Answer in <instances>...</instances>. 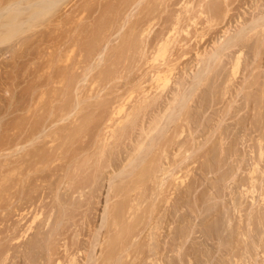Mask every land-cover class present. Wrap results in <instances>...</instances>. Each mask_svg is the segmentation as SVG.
I'll return each mask as SVG.
<instances>
[{"label":"rangeland","instance_id":"374dc122","mask_svg":"<svg viewBox=\"0 0 264 264\" xmlns=\"http://www.w3.org/2000/svg\"><path fill=\"white\" fill-rule=\"evenodd\" d=\"M9 1L11 0H0V11H2L1 12L2 15L3 14H6V16L9 15L7 19H5L6 16L4 17L1 15L2 17L0 20L3 22H6L13 13L10 12L8 14V11L4 12L6 6L9 5V8L11 9L10 11H14V9H18V8L22 9V13L19 14L18 19L24 20L30 17V13L32 11L31 8H33L34 3L38 2L39 0H12L11 1L12 3L11 2L9 3ZM56 1L57 2L52 6V8L48 10L49 12L46 11L43 13V16L39 15L31 18V20L27 21L28 22V23L26 22L27 24L26 23L23 24L24 26L22 25L21 27L22 29L20 28L18 32H16L13 36H11L8 39L0 41V146H2L1 147L2 149L0 148V256H2L0 257V264H42V234L41 233H42V217L45 214V212L42 211L46 210L43 209L42 205L47 202L52 203V200L55 195L60 199V201L63 200L64 202L65 201L69 202V198H71V196H74L76 198L83 193H85V195H88L87 193L89 191V188L87 187L86 184H89L90 182H92V180L95 181L93 183H95L96 191L93 193L94 195L92 196V201H94V203L91 202L90 204L91 206H93V207L90 206L91 216H92L91 218L93 220V224H96L98 226L101 221V212L105 205L104 203L107 202V198H108L109 183H110L109 176L110 177L111 175L115 176L117 171H119L122 168L125 170V172L121 175H125L126 178H124L122 182L119 183L118 179H120V177L115 176V181L118 182H113V185L114 184H116L117 186L126 185L125 187L128 188L130 187V185L134 188H136L137 186L138 188L139 186H141V188L145 186L143 187L145 188L146 191L145 195L147 196V198H149L150 196L149 198L150 201H154V198L158 197L159 202L164 199L163 201L164 203L166 197L171 198V201H169L168 204H166L167 201L165 204L163 203L161 204L162 208L164 209L163 211L162 208L161 209L158 208L159 210H161V212L159 211L160 213H158L160 214L158 215V217L162 216L161 219L164 220V221L160 220L161 222L159 228L160 229L159 232H161L160 243L161 245L164 243L163 245L165 246L168 237H170L173 232L175 233L179 232L180 229L179 228L180 225H177L178 223L174 221L173 219L174 217L172 215L173 210L174 211L176 210V208L173 206H177V201H180V199L179 198H177L178 200L175 199L176 193L175 191H173L175 187H173V189L170 187L171 190L170 188L168 189V187L170 186L168 182L171 181L172 178H170L167 174H166L168 176L167 180H165V183L163 184L164 187H162L163 185L160 186L157 183V178L153 177L154 181L152 180L153 178H150L149 180L146 179L147 176H144L146 175L144 171L147 172L146 168L151 164V161L152 162L155 161L154 163L156 167L159 169V171L156 174H158L161 171V169L162 171H164L165 169L164 166L168 163V166L169 164L171 165L173 164L172 166L174 168L173 172L176 171L177 172L176 174L179 173L178 176L179 175L182 176L181 173L182 171H179L181 164H179V161H177L179 160L178 157H180L181 155L178 151L179 145L176 142H179V140L183 135L185 136L186 140H188L186 145L190 143L188 146H186L189 152H187L188 154L186 153L187 164L186 167H184L187 168V170L189 169L188 173L186 172L187 170L185 171V173H187L185 174L186 177L184 176L186 178L185 183L187 184V187H191V189L190 188L187 189L188 190L187 194L189 193V195H187L189 200L188 205H190V207H188L190 209V211H188L190 214L189 213L188 214L194 218L195 212L199 208L202 210L204 208V205L206 206V204H210V205L216 204L215 206L219 207L217 210L220 209L219 210L220 213L221 211L222 212L224 211L222 214H225V217L228 216L229 220H230V214L232 213L231 218L233 219L235 218V220L232 219L234 224L237 223L236 217L239 215L240 212H241L240 214L242 213L243 215L245 214L244 216H242L244 218L248 214L247 213L248 211L251 213L252 207L255 210L256 208L258 209L256 211L252 209V212L253 210L255 211L253 212V214H257V213L261 214V215L258 214L256 216L255 215L253 216V214L251 213L254 222L252 223V221H250L251 223L250 222L249 223L252 227L251 229L252 230L255 229V230H253L254 232L253 231L252 232L248 231V232L253 234V235L250 234L251 236L254 235L255 236L252 239L251 236L247 235L250 237L245 241V243H247L248 246V248L246 247L248 251L247 249H245L244 251V248L246 246L244 241L241 242V246L240 244L238 245V243L236 244V246L234 245L235 242L238 241V239L236 238H239L238 236H240L239 231H242V229H244L245 223L248 224V221L245 222L244 220L245 218L244 219L242 218V220H244L245 222L243 224L244 227L239 226L241 230L238 231L236 230L237 227L236 225L239 224L234 225L231 220L230 221L228 220L232 224L231 227L234 226V228H231L229 226L230 224L227 225V222L223 221V225H224L223 229L225 228L229 229L227 228V226L230 227L231 229H229V231L232 230L231 234H233L234 239H232L233 237H230L231 240L230 239L228 240V238L224 239L227 242L226 241L223 242L224 246L221 245L222 248L220 250H218L216 247L213 248L210 246L206 247V245L203 244L202 246H199L203 251H205L203 252L200 249V251H202L203 254L202 252H200L199 254L198 253L199 251L196 253V251L198 250L196 249V247L198 246L197 242L200 241V238L202 237L199 227H197L199 232L196 230L197 229L196 227L192 228L195 226V223L198 222L197 218L196 219L194 218V220H192L191 216H190L191 218L188 217L189 219H191L188 221L189 223L188 229L190 230L189 239L192 237L190 241L193 242V244L192 242H190L191 243L190 246L191 245L192 247L195 246L194 247V249H196L195 254L199 256L194 255L193 253L194 249L191 251L192 247L189 248L188 252L189 251L192 252L193 256L192 253H190L187 264H197V263L206 264L209 257L210 259L208 260L207 264H211V263L220 264V262L222 264H238V262L239 264L241 263L246 264L248 261L249 264H258V262L260 264H264V257H263L264 241H262V238L264 239V234H263L264 215H262L264 213V207H263L264 205L262 203V200H264V185H263L264 178L262 179V176H260V174L263 173L260 171L264 170L263 169L264 167L261 168V166L264 165L263 164L264 157L263 159H261L263 161L259 160L260 162L258 163V164L261 163L260 164L261 166L259 165L261 169L257 167L258 170L260 171H257L256 168L255 171L257 172H254L256 176L254 180L257 179L255 181L256 184L254 182V186L246 178L248 175L246 176L244 174L246 172L248 173L249 171L247 170L249 169L251 170L252 167L254 166L252 164L253 159L249 157L250 156L252 157V155L256 157V155L258 154L257 152L259 150L260 141L262 142V145L260 144V146L264 147V111H263L264 110V106H263L264 105L263 104L264 103V85H263L264 84V80H263L264 79V59H263L264 31L262 33L260 32L261 34H257V35L254 34L256 31L254 32L252 31L251 34L249 33V35L251 36V37L249 36V39L247 38V40L239 41V46L237 45V47H232L230 51L228 50L227 52H225L226 55L225 57L222 56L223 58H221L220 64L217 67L213 68V72H211L212 70L210 71V73L208 72L209 73L207 74L208 77L207 75H205L206 79L202 80L201 82L202 84L200 83L201 84L200 86L199 84L196 83V79H195V74L199 72L200 64H203L202 61H204L205 59V52L206 51L211 52L210 49H212L216 45L215 43H219V41L221 43L224 40H227L229 36L237 33L236 31L239 30L244 24H248L249 21L251 22L254 18H257L258 16L263 14L261 12L264 9L263 7L264 0H256V2L255 0H202V1L201 0H158V1L157 0H56ZM212 3H214L213 7H212ZM197 4L200 5L198 6ZM195 6L197 7L195 8ZM26 8L28 9L25 10ZM194 9L197 11H195ZM200 10L202 12H200ZM154 17L155 19L153 20ZM190 18L191 21L193 20L195 22L196 20L197 23L191 22ZM151 19L153 22L150 21ZM176 19L178 22L176 21ZM182 20L183 22H181ZM207 22H210V24L208 25ZM177 24L179 25L177 26ZM202 28L203 30H201ZM0 30L4 31L5 28L2 29L0 27ZM200 30L203 33H200ZM187 33H189L190 35ZM205 34L208 35L206 36ZM222 36L224 37L222 38ZM166 38L168 42L166 40V43L161 44V42ZM135 39H137V41ZM57 44L59 45V47ZM133 44L135 47L133 46ZM185 44L187 47L185 46ZM164 46L165 48H163ZM216 46L215 48H213V50L216 49ZM138 49L140 51H138ZM238 49H240L239 52ZM238 53H240L239 62L237 67L233 68L232 66H234L235 63L233 62L234 60L232 61V59ZM261 60L263 61V63ZM170 63L171 64L174 63V64L171 65ZM233 63L234 65H232ZM254 68L256 69V71ZM248 70H250L249 71L250 73L248 72ZM219 72H221V74ZM242 79H244V81ZM247 91H249V93ZM174 94H176L177 96L175 97ZM183 94L186 95V97H182ZM148 96L150 97L151 100L148 99L149 98ZM157 96H160L161 98ZM154 97H156L155 99L157 102L153 100ZM245 100H247V103ZM140 101H142L143 103L142 105ZM169 101L170 102L172 101L173 103L172 102L170 103ZM250 103L252 106L250 105ZM166 106L168 107L167 109H165ZM259 106H261V108ZM130 110L133 112H131ZM136 111H138V113ZM235 111L237 113H235ZM133 113H136V115ZM188 114L190 116H188ZM262 114L263 116H261ZM131 115H133V117ZM162 115L164 117H162ZM42 117L45 120H43ZM88 117L91 118L89 119ZM232 118L233 120H231ZM85 119H87L88 121ZM128 119L131 121L133 120L132 122L133 124L131 123V121H129V123L127 124L126 122H128ZM158 119L161 120V123H159L160 121ZM150 121L152 122V124L150 123ZM156 123H157V129H154L153 132L149 131L151 128L150 126L153 127ZM182 126L184 127V129ZM147 127H149L148 133L145 132ZM71 128H73L72 129L73 131L71 130ZM67 131H69V133H67ZM109 131H111L110 135H109ZM142 131L144 132L143 134ZM179 131L180 132L184 131V134L181 132L183 135L181 134L180 139H179V134H180ZM66 134L67 137L69 138L66 137ZM85 134L87 135L84 136ZM216 134H218L217 138L219 140L216 138ZM62 135H64L66 139ZM73 135L75 138L73 137ZM46 136H50V137H46ZM53 136L55 137L53 138ZM144 136L147 139H145ZM140 137L144 138L143 140L144 144L143 146L141 145L140 150L134 152L135 150L134 147H137L136 142L138 141V139L139 140L142 139ZM62 138L65 139L66 143L61 142L63 141ZM196 138L198 141L195 140ZM56 139H58L57 142H55ZM59 139H61L60 142ZM81 139H83V141ZM105 139L108 141H106ZM66 140L67 141L69 140L71 143H69V141L67 142ZM50 141H53L52 142L53 144ZM99 141H101L102 143H100ZM217 141L218 142L220 141L219 142L220 144L217 143ZM225 141L228 143H226ZM110 142L112 143L110 144ZM61 143H63L64 145L62 144L63 145L62 146ZM99 143L104 145L100 146ZM49 144H51L52 146ZM97 144L100 147H98ZM165 144L167 145V147ZM48 145L51 147H49ZM77 145L79 146V148L77 147ZM164 145L166 149L163 148ZM214 145L217 146L215 147ZM96 147H98V151ZM45 148H47L46 149L47 152L42 151L45 150ZM161 148L167 151V152L165 151L167 153L165 155L167 156L164 155L165 152L161 151L162 150ZM48 150H49V154H47ZM78 150L81 151L79 152ZM153 151H156V153ZM99 152L103 153L104 155L100 154L102 156L100 157V155L98 154ZM177 152L179 154H177ZM243 154H245V156L241 157L240 155L243 156ZM47 155L48 157H46ZM226 155L227 157H222ZM235 156L237 157L235 158ZM239 157H241V160ZM130 158H132V162L129 165L128 164L129 161L127 159ZM151 158H153V160H151ZM166 158H168V160H166ZM220 158H222L224 161L226 160V162L221 161L222 159ZM142 159L144 160V162H142L143 161ZM146 159L148 161L150 159V164L145 163V161H147ZM235 159H237L239 162L238 161L235 162ZM229 161L230 163H228ZM144 163L146 165H144ZM231 163L232 165H230ZM104 164H106L105 169H103L100 172H96L97 171L96 168L98 167L101 168L102 165ZM245 164L248 165L249 167L246 166ZM47 165L53 167L50 168L47 167ZM213 165L214 167H212ZM73 166L76 167L74 168ZM162 166L164 169L161 168ZM233 166L235 169L234 168L232 169ZM243 166H246V168H244ZM116 167H118V169H116ZM169 168H171V166ZM214 168L216 170H214ZM74 169L77 170L74 171ZM211 170H213L215 173ZM230 170L232 172L234 170V174ZM162 171L161 173L163 175ZM225 171L226 173L224 174ZM133 172L134 173L137 172V173L134 174ZM53 173L55 175H53ZM140 174L142 178L140 177ZM105 175L107 176L106 179H105L106 177ZM215 177L216 179L218 178L217 181H215L216 180ZM43 178L44 180H42ZM50 179L52 181H50ZM140 179L142 181H140ZM222 179H223V183H221ZM212 180H214L215 183L210 182ZM47 181H49L50 183H48ZM64 182L66 184H64ZM123 182H125V184ZM139 182L142 184H138ZM171 182L173 183L174 181ZM243 182H245V184ZM76 183L77 185L80 183L84 184L83 185L84 189L81 191L82 193H79V191H73L74 189L72 190V188H74ZM166 184H168V186ZM250 184L255 188V190L254 188L251 189L252 186L250 188ZM149 185L152 186L150 187ZM176 185L177 184H175V186ZM183 185H180L179 187L180 188L184 187ZM217 185L218 188H220L221 190L216 188ZM166 186L167 188H165ZM247 186H249L248 188H250V190L245 188ZM97 187L100 189H98ZM152 187L154 188L152 189ZM194 187L196 188L198 187V188L196 189ZM164 188L167 189V191ZM202 188L206 191V193L204 192L205 194L202 192L204 191ZM215 190L217 192H215ZM241 191L242 192L244 191L243 194H240L242 193ZM65 192L69 194L66 195ZM72 192H74V195L72 194ZM76 192H78L79 194ZM211 192L213 194H211ZM169 194L173 195L174 198H172L173 196L171 197ZM85 195L83 196L85 197ZM240 196L242 199L240 198ZM194 197L197 198L194 199ZM198 198H200L199 200L205 199L206 202L199 203ZM207 198L209 199V202L207 201L208 200ZM233 199L234 201L236 199L239 200L240 204L239 203L238 204L240 208L239 206L237 207V203H235L236 201L234 202ZM112 200L114 201V199ZM150 201L147 202V206L150 203ZM157 204L160 205L159 203ZM163 205L166 206L168 205L166 208L169 209H171V206L173 205L172 207L174 209L172 208L173 209L171 210L172 212H170V210L167 209L169 211L168 212ZM60 207L63 210L62 205ZM84 207L85 206H83L80 209H83ZM235 207L241 210H237V208L233 210V208ZM230 209H232V211H230ZM162 212L164 213L163 215ZM228 212H230L229 215ZM174 213L175 212H173V214ZM233 214L234 216L235 215L236 216L234 217ZM166 215L167 216L169 215L168 217L169 219L168 218L166 219L167 217ZM163 217H165V219ZM256 217L258 219H256ZM79 218L81 217L76 216V220H78ZM260 218H261L260 221L261 223L260 222L258 223ZM78 221H80V219ZM192 221L194 223H192ZM212 221L213 220H209V222ZM209 222L207 220V222L205 223L206 225L204 224V226H201L202 229L204 227V230L206 232L209 231L208 225L212 224V223L209 224ZM224 223H226V225ZM206 227H208V229ZM90 228L89 231H92V233L95 230H97V228L94 227V225ZM174 228L176 229L174 230ZM195 230L196 232H194ZM204 230L203 232H205ZM72 232H69L70 235L69 238H71V235H73ZM170 232L171 234H169ZM92 233H90V236H92ZM34 239L35 240L37 239L38 241L37 240L35 241ZM91 239L95 243L96 237H91ZM195 240L197 241L196 245H194ZM255 243L256 244L258 243L259 246L256 247ZM243 244H245V246ZM261 244H263L262 247ZM231 246L235 250L232 249ZM97 247L98 246H96L95 248ZM228 247L234 250L232 252L235 253V255L234 254L232 255V252L230 254L225 251V249ZM207 248L209 249L211 248V252L208 251L207 254L209 255L203 256L204 253L207 252ZM246 251L247 254H245ZM165 252H167V254L170 253V255L176 253L175 251H174L175 253H171L170 251L168 252L166 250ZM241 253L245 254V257L244 254L242 255L243 256L242 262L240 260L241 256H239V254ZM210 254H212V257L210 256ZM206 256L207 259L206 260L203 259V257L205 258ZM250 256L251 258H249ZM196 257H198L199 260L196 259ZM230 257L233 258L231 259ZM235 258L236 259L240 258V259L238 261L235 260ZM214 260L215 262H213ZM223 260L225 261L224 263L222 262ZM176 261L177 262L175 264H178L179 263L178 260ZM147 262L149 263L148 260ZM165 263H167L166 260H164L163 264Z\"/></svg>","mask_w":264,"mask_h":264},{"label":"bare ground","instance_id":"6f19581e","mask_svg":"<svg viewBox=\"0 0 264 264\" xmlns=\"http://www.w3.org/2000/svg\"><path fill=\"white\" fill-rule=\"evenodd\" d=\"M12 1V0H11ZM11 1H9V3L11 2ZM158 1V0H157ZM157 1H155V2H157ZM202 1V0H201ZM57 1L56 0H39L38 2H36V3H34V7L33 8H31L32 9V11H31V13H30V17H28V18H26V19H24V20H19L18 19V16H19V14H21L22 13V9H20V8H18V9H14V11H10L11 9L9 8V5L8 6H6L5 7V10H4V12L5 11H8V14L10 13V12H13L12 14H11V16L9 17V19L6 21V22H3V21H1L0 22V27L3 29V28H5V30L4 31H1L0 30V41H2V40H5V39H8V38H10L11 36H13L16 32H18V30L22 27V25L23 24H25L27 21H30L31 20V18H33V17H35V16H39V15H42L43 16V13L44 12H49L48 10L50 9V8H52V6L56 3ZM150 2V1H149ZM163 2V1H162ZM198 2V1H197ZM232 2V1H231ZM255 2H256V0H255ZM8 3V4H9ZM12 3V2H11ZM221 3V2H220ZM22 4V3H21ZM155 4V3H154ZM160 4H161V2H160ZM213 4L214 3H212V7H213ZM259 4V3H258ZM257 4V5H258ZM27 5V4H26ZM31 5V4H30ZM126 5V4H125ZM128 5V4H127ZM198 5V4H197ZM200 5V4H199ZM198 5V6H199ZM208 5V4H207ZM222 5V4H221ZM4 6V5H3ZM28 6V5H27ZM155 6V5H154ZM11 7H12V5H11ZM29 7V6H28ZM110 7V6H109ZM197 6H195V8H196ZM202 7V6H201ZM206 7V6H205ZM216 7V6H215ZM256 7V6H255ZM264 7V6H263ZM186 8V7H185ZM188 8V7H187ZM190 8V7H189ZM209 8V7H208ZM260 8V7H259ZM28 8H26L25 10H27ZM158 9V8H157ZM211 9V8H210ZM109 10V9H108ZM155 10V9H154ZM153 10V11H154ZM195 10V9H194ZM202 10V9H201ZM200 10V12H202ZM213 10V9H212ZM259 10V9H258ZM262 10V9H261ZM51 11H53V10H51ZM186 11H188V10H186ZM195 11H197V10H195ZM211 11V10H210ZM218 11V10H217ZM255 11V10H254ZM2 11H0V19H1V17L2 16H6V14H3L2 15V13H1ZM27 12V11H26ZM259 12V11H258ZM152 13V12H151ZM156 13V12H155ZM155 13H154V15H155ZM223 13V12H222ZM225 13V12H224ZM261 13H263V14H261L260 16H258L257 18H254L251 22L249 21V23L248 24H244L239 30H237L236 32L237 33H235L234 35H231V36H229V38L227 39V40H224L223 42H221L220 43V41H219V43H215L216 45V49L215 50H213V48H215V46L212 48V49H210V51L211 52H205V59H204V61H202L203 62V64H200V70H199V72L197 73V74H195V79H196V83L197 84H199V86L202 84L201 82H202V80H204V79H206V77H205V75H207V74H209L210 73V71L211 72H213V68L214 67H217L219 64H220V60H221V58H223V57H225V55H226V53L225 52H227L228 50L230 51V49L232 48V47H237V45L239 46V41H242V40H247V38L249 39V33L251 34V32L253 31H256L254 34H261L263 31H264V9H263V11L261 12ZM175 14H177V13H175ZM187 14V13H186ZM215 14V13H214ZM2 15V16H1ZM47 15V14H46ZM185 15V14H184ZM188 15V14H187ZM223 15V14H222ZM9 16V15H8ZM8 16H6V18L5 19H7L8 18ZM177 16V15H176ZM181 16V15H180ZM186 16V15H185ZM184 16V17H185ZM192 16V15H191ZM194 16V15H193ZM250 16H251V14H250ZM254 16V15H253ZM144 17V16H143ZM147 17V16H146ZM151 17V16H150ZM156 17V16H155ZM155 17L153 18V20L155 19ZM204 17V16H203ZM207 17V16H206ZM42 18V17H41ZM245 18V17H244ZM4 19V20H5ZM57 19V18H56ZM173 19V18H172ZM171 19V20H172ZM181 19V18H180ZM186 19V18H185ZM185 19H184V21H185ZM193 19V18H192ZM207 20V19H206ZM209 20V19H208ZM223 20V19H222ZM150 21H152V19L150 20ZM176 21H177V19H176ZM190 21H191V18H190ZM216 21H217V19H216ZM33 22V21H32ZM58 22V21H57ZM144 22V21H143ZM153 22V21H152ZM178 22V21H177ZM181 22H183V20L181 21ZM181 22H179V23H181ZM191 22H194L193 20L191 21ZM195 22L197 23V21L195 20ZM194 22V23H195ZM246 22V21H245ZM28 23V22H27ZM26 23V24H27ZM141 23V22H140ZM190 23V22H189ZM202 23H203V21H202ZM208 23V25L210 24V22H207ZM216 23V22H215ZM243 23H244V21H243ZM247 23V22H246ZM152 24V23H151ZM150 24V25H151ZM173 24H175V23H173ZM193 24V23H192ZM205 24V23H204ZM29 25V24H28ZM179 24H177V26H178ZM190 25V24H189ZM206 25V24H205ZM24 26V25H23ZM146 26V25H145ZM148 26H149V24H148ZM191 26V25H190ZM207 26V25H206ZM239 26V25H238ZM170 27V26H169ZM193 27V26H192ZM211 27V26H210ZM133 28V27H132ZM177 28V27H176ZM194 28V27H193ZM22 29V28H21ZM131 29V28H130ZM144 29V28H143ZM171 29V28H170ZM195 29V28H194ZM204 29H207V28H204ZM225 29V28H224ZM175 30V29H174ZM201 30H203V28L201 29ZM201 30H200V33H203V32H201ZM213 30V29H212ZM52 31V30H51ZM55 31V30H54ZM140 31V30H139ZM143 31V30H142ZM171 31V30H170ZM244 31H245V33H244ZM23 32V31H22ZM133 32H135V31H133ZM186 32H188V31H186ZM224 32V31H223ZM230 32V31H229ZM259 32V33H258ZM261 32V33H260ZM21 33V32H20ZM48 33V32H47ZM22 34V33H21ZM51 34V33H50ZM49 34V35H50ZM137 34V33H136ZM161 34V33H160ZM187 34H189V33H187ZM18 35V34H17ZM141 35V34H140ZM190 35V34H189ZM195 35V34H194ZM193 35V36H194ZM199 35V34H198ZM206 35V34H205ZM208 35V34H207ZM206 35V36H207ZM213 35V34H212ZM224 35V34H223ZM51 36V35H50ZM49 36V37H50ZM160 36H163V35H160ZM187 36V35H186ZM263 36V35H262ZM18 37V36H17ZM140 37V36H139ZM205 37V36H204ZM224 36H222V38H223ZM251 37V36H250ZM255 37V36H254ZM257 37V36H256ZM261 37V36H260ZM171 38V37H170ZM198 38H200V37H198ZM252 38H253V36H252ZM26 39V38H25ZM59 39V38H58ZM190 39V38H189ZM132 40H133V38H132ZM136 41H137V39H135ZM166 40H167V38L165 39V40H161L162 42H161V44H163V43H166ZM220 40V39H219ZM222 40V39H221ZM27 41V40H26ZM26 41H24V42H26ZM58 41V40H57ZM139 41V40H138ZM142 41V40H141ZM156 41V40H155ZM206 41V40H205ZM260 41V40H259ZM56 42V41H55ZM62 42V41H61ZM133 42V41H132ZM167 42H168V40H167ZM185 42V41H184ZM183 42V43H184ZM213 42V41H212ZM264 42V41H263ZM1 43H3V42H1ZM137 43V42H136ZM154 43V42H153ZM182 43V42H181ZM204 43V42H203ZM253 43V42H252ZM158 44V43H157ZM173 44V43H172ZM24 45V44H23ZM58 45V44H57ZM179 45V44H178ZM196 45V44H195ZM243 45V44H242ZM241 45V46H242ZM259 45V44H258ZM133 46H134V44H133ZM156 46V45H155ZM162 46V45H161ZM181 46V45H180ZM185 46H186V44H185ZM240 46V47H241ZM58 47H59V45H58ZM135 47V46H134ZM178 47V46H177ZM176 47V48H177ZM187 47V46H186ZM185 47V48H186ZM258 47V46H257ZM256 47V48H257ZM162 48V47H161ZM163 48H165V46L163 47ZM169 48V47H168ZM195 48H196V46H195ZM244 48V47H243ZM143 49H144V47H143ZM155 49V48H154ZM190 49V48H189ZM258 49V48H257ZM169 50H171V49H169ZM181 50V49H180ZM138 51H140L139 49H138ZM203 51V50H202ZM205 51V50H204ZM240 51V49H238V52ZM256 51V50H255ZM19 52V51H18ZM118 52V51H117ZM232 52V51H231ZM254 52V51H253ZM12 53V52H11ZM53 53V52H52ZM137 53H139V52H137ZM184 53V52H183ZM187 53H189V52H187ZM186 53V54H187ZM140 54H141V52H140ZM139 54V55H140ZM229 54V53H228ZM255 54V53H254ZM230 55V54H229ZM236 55V54H235ZM234 55V56H235ZM245 55V54H244ZM51 56V55H50ZM174 56V55H173ZM223 56V57H222ZM16 57V56H15ZM227 57H228V55H227ZM230 57V56H229ZM242 57V56H241ZM254 57H255V55H254ZM264 57V56H263ZM239 58H240V53H238L233 59H232V61L235 63V65H234V63L232 64V65H234V66H232L233 68H236L237 67V65H238V62H239ZM60 59H61V57H60ZM252 59V58H251ZM264 59V58H263ZM52 60V59H51ZM170 60V59H169ZM61 61V60H60ZM198 61V60H197ZM260 61V60H259ZM262 61V60H261ZM59 62V61H58ZM62 62V61H61ZM173 62H175V61H173ZM231 62V61H230ZM197 63V62H196ZM232 63V62H231ZM252 63V62H251ZM262 63H263V61H262ZM50 64V63H49ZM171 64V63H170ZM172 64H174V63H172ZM171 64V65H172ZM198 64V63H197ZM255 64V63H254ZM259 64V63H258ZM257 64V65H258ZM52 65V64H51ZM160 65V64H159ZM250 65V64H249ZM50 67V66H49ZM168 67V66H167ZM257 67H259V66H257ZM263 67V66H262ZM61 68V67H60ZM110 68V67H109ZM232 68V69H233ZM245 69V68H244ZM250 69V68H249ZM255 69V68H254ZM48 70V69H47ZM56 70H57V68H56ZM252 70V69H251ZM59 71H61V70H59ZM64 71H65V69H64ZM112 71V70H111ZM250 70H248V72H249ZM254 71V70H253ZM255 71H256V69H255ZM209 72V73H208ZM60 73V72H59ZM64 73V72H63ZM62 73V74H63ZM187 73V72H186ZM220 74H221V72H219ZM250 73V72H249ZM102 74V73H101ZM218 74V73H217ZM219 74V75H220ZM213 75V74H212ZM108 76V75H107ZM154 76V75H153ZM216 76V75H215ZM229 76V75H228ZM251 76V75H250ZM207 77H208V75H207ZM219 77V76H218ZM102 78H103V76H102ZM230 78V77H229ZM213 79V78H212ZM215 79V78H214ZM185 80V79H184ZM183 80V81H184ZM228 80V79H227ZM243 81H244V79H242ZM264 80V79H263ZM180 81V80H179ZM224 81V80H223ZM230 81H231V79H230ZM74 83V82H73ZM201 83V84H200ZM204 83H205V81H204ZM226 83V82H225ZM257 83V82H256ZM177 84V83H176ZM227 84H228V82H227ZM252 84V83H251ZM72 85V84H71ZM186 85V84H185ZM224 85V84H223ZM264 85V84H263ZM69 86H70V84H69ZM178 86V85H177ZM183 86H184V84H183ZM203 86V85H202ZM227 86V85H226ZM240 86V85H239ZM250 86V85H249ZM140 88H142V87H140ZM183 88V87H182ZM200 88V87H199ZM229 88V87H228ZM71 89V88H70ZM245 89V88H244ZM257 89V88H256ZM262 89V88H261ZM199 90V89H198ZM198 90H196V91H198ZM248 90V89H247ZM142 91V90H141ZM144 91V90H143ZM221 91V90H220ZM228 91V90H227ZM203 92V91H202ZM224 92V91H223ZM222 92V93H223ZM226 92V91H225ZM231 92V91H230ZM246 92V91H245ZM244 92V93H245ZM248 93H249V91H247ZM142 93V92H141ZM143 94V93H142ZM145 94V93H144ZM177 94H179V93H177ZM204 94V93H203ZM251 94V93H250ZM182 95V94H181ZM219 95H220V93H219ZM224 95H225V93H224ZM254 95V94H253ZM142 96V95H141ZM144 96V95H143ZM152 96H153V93H152ZM174 96L176 97L177 95L176 94H174ZM223 96V95H222ZM248 96V95H247ZM149 97V96H148ZM147 97V98H148ZM157 97H160V96H157ZM178 97H179V95H178ZM182 97H186V95H184L183 94V96ZM182 97H181V99H182ZM245 97V96H244ZM243 97V98H244ZM261 97V96H260ZM142 98V97H141ZM140 98V99H141ZM144 98V97H143ZM152 98V97H151ZM156 97H154V99L153 100H155V102H157L156 101V99H155ZM161 98V97H160ZM242 98V99H243ZM250 98V97H249ZM256 98V97H255ZM263 98V97H262ZM145 99V98H144ZM148 99H150V97L148 98ZM147 99V100H148ZM174 99V98H173ZM176 99V98H175ZM181 99H179V100H181ZM247 99V98H246ZM252 99V98H251ZM139 100V99H138ZM137 100V101H138ZM151 100V99H150ZM152 100V101H153ZM171 100V99H170ZM178 100V101H179ZM195 100V99H194ZM214 100V99H213ZM260 100V99H259ZM144 101V100H143ZM173 101V100H172ZM171 101V102H172ZM176 101V100H175ZM192 101V100H191ZM204 101V100H203ZM228 101V100H227ZM244 101V100H243ZM246 101V103H247V100H245ZM252 101V100H251ZM256 101V100H255ZM148 102V101H147ZM165 102V101H164ZM170 102V101H169ZM170 102V103H171ZM174 102V101H173ZM172 102V103H173ZM190 102V101H189ZM196 102V101H195ZM206 102H207V100H206ZM222 102V101H221ZM230 102H231V100H230ZM140 103H141V105L143 104L142 103V101H140ZM139 103V104H140ZM145 103H146V101H145ZM151 103V102H150ZM181 103V102H180ZM179 103V104H180ZM211 103V102H210ZM137 104V103H136ZM153 104V103H152ZM164 104V103H163ZM190 104V103H189ZM249 104V103H248ZM254 104V103H253ZM264 104V103H263ZM147 105H148V103H147ZM182 105V104H181ZM188 105V104H187ZM250 105H251V103H250ZM137 106V105H136ZM138 106H140V105H138ZM144 106V105H143ZM142 106V107H143ZM183 106V105H182ZM209 106V105H208ZM214 106V105H213ZM217 106V105H216ZM252 106V105H251ZM257 106V105H256ZM264 106V105H263ZM165 107V106H164ZM179 107V106H178ZM196 107H197V105H196ZM237 107V106H236ZM235 107V108H236ZM246 107V106H245ZM244 107V108H245ZM258 107V106H257ZM260 108H261V106H259ZM134 108V107H133ZM163 108V107H162ZM168 107L166 106V108L165 109H167ZM190 108V107H189ZM193 108V107H192ZM201 108V107H200ZM256 108V107H255ZM254 108V109H255ZM135 109V108H134ZM209 109V108H208ZM243 109V108H242ZM257 109V108H256ZM128 110V109H127ZM144 110V109H143ZM146 110V109H145ZM187 110V109H186ZM193 110V109H192ZM195 110V109H194ZM258 110V109H257ZM131 111V110H130ZM129 111V112H130ZM140 111V110H139ZM163 111V110H162ZM166 111H168V110H166ZM214 111V110H213ZM217 111V110H216ZM254 111V110H253ZM264 111V110H263ZM128 112V111H127ZM131 112H133V111H131ZM137 113H138V111H136ZM156 112V111H155ZM165 112V111H164ZM191 112V111H190ZM233 112V111H232ZM255 112V111H254ZM186 113V112H185ZM194 113V112H193ZM220 113V112H219ZM225 113V112H224ZM235 113H237L236 111H235ZM234 113V114H235ZM249 113V112H248ZM133 114H135L136 115V113H133ZM148 114V113H147ZM162 114H164V113H162ZM196 114V113H195ZM205 114V113H204ZM159 115V114H158ZM157 115V116H158ZM212 115H214V114H212ZM211 115V116H212ZM252 115V114H251ZM258 115V114H257ZM114 116V115H113ZM129 116V115H128ZM132 117H133V115H131ZM148 116V115H147ZM152 116V115H151ZM188 116H190L189 114H188ZM237 116V115H236ZM249 116V115H248ZM254 116V115H253ZM261 116H263V114L261 115ZM100 117V116H99ZM112 117V116H111ZM150 117V116H149ZM156 117V116H155ZM159 117V116H158ZM162 117H164L163 115H162ZM198 117V116H197ZM218 117V116H217ZM233 117V116H232ZM240 117V116H239ZM89 118V117H88ZM91 118V117H90ZM89 118V119H90ZM119 118V117H118ZM160 118H161V116H160ZM181 118V117H180ZM192 118V117H191ZM235 118V117H234ZM244 118V117H243ZM256 118V117H255ZM254 118V119H255ZM42 119H43V117H42ZM167 119V118H166ZM197 119H199V118H197ZM209 119V118H208ZM221 119V118H220ZM245 119H246V117H245ZM253 119V118H252ZM251 119V120H252ZM260 119V118H259ZM43 120H45V119H43ZM56 120V119H55ZM85 120H87V119H85ZM92 120H94V119H92ZM102 120V119H101ZM108 120V119H107ZM133 120H134V118H133ZM133 120L131 121V120H129L128 119V122H126L127 124L129 123V121H131V123L133 122ZM140 120V119H139ZM138 120V121H139ZM142 120V119H141ZM151 120V119H150ZM159 120V119H158ZM161 120H162V118H161ZM161 120H159L158 122L159 123H161ZM179 120H181V119H179ZM185 120H187V119H185ZM189 120V119H188ZM194 120V119H193ZM231 120H233V118L231 119ZM239 120V119H238ZM256 120V119H255ZM88 121V120H87ZM99 121V120H98ZM109 121V120H108ZM108 121H107V123H108ZM137 121V120H136ZM152 121V120H151ZM150 121V123L152 124V122ZM243 121V120H242ZM177 122V121H176ZM183 122H185V121H183ZM252 122V121H251ZM259 122V121H258ZM38 123V122H37ZM36 123V124H37ZM40 123V122H39ZM111 123V122H110ZM149 123V124H150ZM155 123V122H154ZM153 123V124H154ZM207 123V122H206ZM233 123V122H232ZM245 123V122H244ZM263 123V122H262ZM50 124V123H49ZM87 124V123H86ZM133 124V123H132ZM131 124V125H132ZM225 124V123H224ZM247 124H249V123H247ZM246 124V125H247ZM81 125H82V123H81ZM112 125V124H111ZM114 125V124H113ZM160 125V124H159ZM174 125V124H173ZM184 125V124H183ZM193 125V124H192ZM195 125V124H194ZM205 125V124H204ZM235 125V124H234ZM253 125V124H252ZM116 126V125H115ZM146 126V125H145ZM148 126V125H147ZM229 126V125H228ZM249 126V125H248ZM33 127V126H32ZM38 127V126H37ZM69 127V126H68ZM75 127H77V126H75ZM123 127V126H122ZM151 128H150V130H149V127H147L146 128V133H148V130L149 131H152L153 132V130L154 129H157V123L152 127V126H150ZM173 127V126H172ZM175 127V126H174ZM183 127V126H182ZM196 127V126H195ZM235 127V126H234ZM245 127V126H244ZM252 127V126H251ZM250 127V128H251ZM34 128V127H33ZM79 128V127H78ZM85 128V127H84ZM111 128V127H110ZM113 128V127H112ZM133 128H135V127H133ZM176 128V127H175ZM197 128H198V126H197ZM196 128V129H197ZM73 128H71V130H72ZM77 129V128H76ZM125 129V128H124ZM171 129V128H170ZM181 129V128H180ZM183 129H184V127H183ZM182 129V130H183ZM195 129V130H196ZM227 129H228V127H227ZM226 129V130H227ZM235 129V128H234ZM262 129V128H261ZM30 130V129H29ZM33 130V129H32ZM88 130V129H87ZM105 130V129H104ZM121 130V129H120ZM162 130V129H161ZM175 130V129H174ZM173 130V131H174ZM225 130V131H226ZM231 130H233V129H231ZM39 131V130H38ZM73 131V130H72ZM79 131V130H78ZM210 131V130H209ZM245 131H246V129H245ZM258 131V130H257ZM66 132V131H65ZM90 132V131H89ZM108 132V131H107ZM110 132L111 131H109V135H110ZM124 132V131H123ZM168 132V131H167ZM180 132V131H179ZM183 134H184V131H181ZM180 132V134H179V139H180V136H181V133ZM194 132V131H193ZM199 132H200V130H199ZM203 132V131H202ZM219 132V131H218ZM223 132H224V130H223ZM228 132V131H227ZM28 133V132H27ZM34 133V132H33ZM36 133V132H35ZM49 133V132H48ZM59 133V132H58ZM57 133V134H58ZM67 133H69V131H67ZM75 133V132H74ZM112 133H114V132H112ZM115 133H116V131H115ZM121 133V132H120ZM144 132L142 131V134H143ZM189 133V132H188ZM226 133V132H225ZM241 133H242V131H241ZM254 133V132H253ZM259 133H260V131H259ZM262 133V132H261ZM30 134V133H29ZM107 134V133H106ZM134 134V133H133ZM178 134V133H177ZM182 134V135H183ZM213 134V133H212ZM221 134V133H220ZM54 135V134H53ZM60 135V134H59ZM58 135V136H59ZM87 134H85L84 136H86ZM139 135H140V133H139ZM138 135V136H139ZM145 135V134H144ZM148 135V134H147ZM191 135V134H190ZM189 135V136H190ZM217 135L218 134H216V138H217ZM226 135V134H225ZM224 135V136H225ZM259 135V134H258ZM257 135V136H258ZM14 136V135H13ZM62 136H64V135H62ZM79 136V135H78ZM106 136H108V135H106ZM116 136V135H115ZM125 136V135H124ZM141 136H143V135H141ZM146 136V135H145ZM144 136V137H145ZM167 136V135H166ZM188 136V137H189ZM192 136V135H191ZM207 136V135H206ZM206 136H204V137H206ZM222 136V135H221ZM46 137H50V136H46ZM46 137H44V138H46ZM55 136H53V138H54ZM66 137H67V134H66ZM73 137H74V135H73ZM94 137V136H93ZM165 137V136H164ZM172 137V136H171ZM226 137V136H225ZM254 137V136H253ZM60 138V137H59ZM64 138H65V136H64ZM67 138H69V137H67ZM75 138V137H74ZM82 138V137H81ZM139 138V137H138ZM140 138H142V139H138V141L136 142L137 143V147H134V145H133V147L135 148V150H134V152L135 151H138V150H140V148H141V145L143 146V140H144V138L143 137H140ZM215 138V137H214ZM221 138V137H220ZM227 138V137H226ZM262 138V137H261ZM261 138H260V140H261ZM63 139V138H62ZM66 139V138H65ZM65 139H63V141H61V142H64V143H66L65 142ZM73 139V138H72ZM84 139V138H83ZM83 139H81L82 141H83ZM94 139V138H93ZM100 139V138H99ZM112 139V138H111ZM123 139V138H122ZM145 139H147L146 137H145ZM165 139V138H164ZM163 139V140H164ZM218 139V138H217ZM255 139V138H254ZM51 140V139H50ZM57 140L58 139H56V141L55 142H57ZM60 140L61 139H59V142H60ZM106 140V139H105ZM136 140V139H135ZM167 140V139H166ZM177 140V139H176ZM195 140H197V138L195 139ZM219 140V139H218ZM243 140V139H242ZM256 140V139H255ZM260 140H258V141H260ZM263 140V139H262ZM67 141V140H66ZM69 141V140H68ZM67 141V142H68ZM85 141V140H84ZM103 141H104V138H103ZM106 141H108V140H106ZM111 141V140H110ZM125 141V140H124ZM146 141V140H145ZM169 141V140H168ZM173 141V140H172ZM187 141L188 140H186V138H185V136L183 135L182 137H181V139L179 140V142H176V143H178V151H179V153H180V157H178L179 158V160H177V161H179V164H181V166H180V168H179V171H182L181 173H182V176H178V174H176L177 172L176 171H174L173 172V164L171 165V164H169V166H168V163L164 166L165 167V169L163 168V166L161 167V168H163L164 169V171H162V169H161V171L163 172V175H162V173H161V171L158 173L159 174V176H158V174H156L158 171H159V169L156 167V165H155V161H151V164H150V159H149V161L147 162V161H145V163H149L148 165V167L146 168V170H147V172L146 171H144V173H146V175H144V176H147V178L146 179H150V178H153V177H155V178H157V183L160 185V186H162L164 183H165V180H167V177L169 176L170 178H172L171 179V181H174L173 183L171 182V181H169L168 182V184L170 185L169 187H168V189L171 187L172 189H173V187H175L174 188V190L173 191H175V193H176V195H175V199L176 200H178L177 198H179L180 199V201H177V206H173V207H175L176 208V210L174 211L173 209V207L171 206V205H169V206H171V209H169V208H166L167 206L166 205H163L164 206V208L167 210V209H169L170 210V212H172L171 210H173V212H175L174 214H173V212H172V215H173V219H174V221H176L178 224L177 225H180V229H179V232H177L178 231V228H177V233H175V232H173L172 233V235L170 236V237H168V236H166V237H168V239H167V241H166V247L162 244L161 245V239H160V233L161 232H159L160 231V220H162L161 219V217H158V215H160V214H158V213H160L161 212V210H159L158 208H162V206H161V204L163 203V201H164V199L163 200H161L160 202H159V200H158V197H155L154 198V201H150V196H149V198H147V196L145 195V188H143V187H145V186H143L142 188H141V186H139V188H138V186L136 187V188H134V187H132L131 185H130V187L128 188V187H125L126 185H116V184H114L113 185V182H118L119 181V183L120 182H122V180L124 179V178H126L125 177V175H121V174H123L124 172H125V170L122 168V169H120L119 171H117V173L115 174V176H118V177H120V179H118V181H115V176H113V175H111V177L109 176V193H108V198H107V202H105L104 204V207H103V210H102V212H101V221H100V223H99V225L97 226L96 224H93V220H92V216H91V210H90V208L91 207H93V206H91L90 204H91V202L92 203H94V201H92V196L94 195L93 193L96 191V187H95V183H93V182H95V181H93L92 179V182H88L89 184H86L87 185V187L89 188V191H88V195H85V193H83V194H80L78 197H74V196H71V198H69V202L67 201H60V199L55 195L54 196V198H53V200H52V203H50V202H47V203H45V204H43L42 205V207H43V209H46L47 210V208H48V210L46 211V210H44V211H42V212H45V214L43 215V217H42V264H146V263H148L147 262V260L149 261V263L148 264H163V262H164V260H166V262L168 263V264H175L177 261L176 260H178V264H187V262H188V258H189V255H190V253H192V252H188V249L189 248H191L192 247V245L190 246V242H192V241H190V239H192V237L189 239V236H190V230L188 229V221L189 220H191V219H189V218H191L192 216L191 215H189L190 213L188 212V211H190V209L188 208V207H190V205H188V202H189V200H188V196L187 195H189V193L187 194V192H188V188H190L191 189V187H187V184L185 183V181H186V175L185 174H187L188 173V171H189V169L187 170V168H184V167H186V160H187V152H189L188 150H187V148H186V146H188V145H186V143H187ZM198 141V140H197ZM233 141V140H232ZM244 141V140H243ZM257 141V140H256ZM6 142V141H5ZM51 143L53 142V141H50ZM49 142V143H50ZM58 142V143H59ZM100 143H102L101 141H99ZM162 142V141H161ZM220 142V141H219ZM218 141H217V143H219ZM226 142V141H225ZM238 142H239V140H238ZM246 142H249V141H246ZM69 143H71L70 141H69ZM90 143V142H89ZM99 143V145L101 146V145H104V144H100ZM112 142H110V144H111ZM128 143V142H127ZM167 143V142H166ZM170 143V142H169ZM172 143H175V142H172ZM171 143V144H172ZM207 143V142H206ZM226 143H228V142H226ZM241 143V142H240ZM261 145H262V142L260 141L259 142ZM7 144V143H6ZM53 144V143H52ZM63 143H61V145H62ZM68 144V143H67ZM123 144V143H122ZM159 144V143H158ZM158 144H157V146H158ZM191 144H192V142H191ZM220 144V143H219ZM218 144V145H219ZM224 144V143H223ZM239 144V143H238ZM260 144H259V150H258V154L256 155V157L255 156H253L252 154V157L250 156L249 158H251V159H253V167H252V169L250 170H247V171H249L247 174L246 173H244L247 177V179L252 183V185L254 186V182L257 180H254L255 179V174H254V172H257V171H260V170H258V168L257 167H259V165L261 164H258L260 161H263L264 159H263V157H264V147H261L260 146ZM5 145V144H4ZM4 145H3V147H4ZM49 145H51V144H49ZM48 145V146H49ZM58 145H60V144H58ZM64 145V144H63ZM62 145V146H63ZM82 145V144H81ZM98 145V144H97ZM98 145V147H100ZM126 145H128V144H126ZM166 145V144H165ZM165 145L163 146V148H165L166 149V147H167V145H166V147H165ZM176 145V144H175ZM174 145V146H175ZM225 145V144H224ZM226 145H228V144H226ZM240 145V144H239ZM52 146V145H51ZM51 146H49V147H51ZM57 146V145H56ZM110 146V145H109ZM112 146V145H111ZM161 146V145H160ZM215 146V145H214ZM217 146V145H216ZM215 146V147H216ZM222 146V145H221ZM230 146V145H229ZM247 146H248V144H247ZM246 146V147H247ZM2 146H0V148H1ZM48 147V148H49ZM77 147L79 148V146L77 145ZM98 147H96L97 148V151H98ZM103 147V146H102ZM101 147V148H102ZM106 147H108V146H106ZM114 147V146H113ZM122 147V146H121ZM129 147V146H128ZM147 147H148V145H147ZM228 147V146H227ZM255 147H258V146H255ZM62 148V147H61ZM66 148V147H65ZM69 148V147H68ZM68 148H67V150H68ZM105 148V147H104ZM131 148V147H130ZM133 148V149H134ZM158 148V147H157ZM163 148H161L162 150L161 151H163V152H165L166 150L165 149H163ZM169 148V147H168ZM235 148V147H234ZM2 149V148H1ZM4 149V148H3ZM42 149H43V147H42ZM46 149L47 148H45V150H42V151H46ZM128 149V148H127ZM190 149V148H189ZM196 149V148H195ZM220 149V148H219ZM222 149V148H221ZM225 149V148H224ZM230 149V148H229ZM239 149V148H238ZM258 149V148H257ZM256 149V150H257ZM58 150V149H57ZM129 150V149H128ZM168 150V149H167ZM173 150V149H172ZM176 150V149H175ZM209 150V149H208ZM212 150H213V148H212ZM223 150V149H222ZM222 150H221V152H222ZM233 150V149H232ZM251 150V149H250ZM249 150V151H250ZM54 151V150H53ZM59 151V150H58ZM79 151V150H78ZM81 151V150H80ZM79 151V152H80ZM94 151H95V149H94ZM157 151V150H156ZM156 151H153V152H155L156 153ZM159 151V150H158ZM234 151V150H233ZM232 151V152H233ZM236 151V150H235ZM238 151V150H237ZM247 151V150H246ZM249 151H248V153H249ZM47 152V151H46ZM51 152V151H50ZM92 152V151H91ZM124 152V151H123ZM167 152V151H166ZM164 153V155L165 154H167V153ZM218 152V151H217ZM239 152V151H238ZM66 153V152H65ZM106 153V152H105ZM154 153V154H155ZM176 153V152H175ZM178 152H177V154H179ZM187 153V154H186ZM206 153V152H205ZM211 153V152H210ZM234 153V152H233ZM236 153V152H235ZM246 153V152H245ZM47 154H49V150H48V153ZM62 154V153H61ZM64 154V153H63ZM99 155L100 154H103V153H98ZM135 154V153H134ZM154 154H153V156H154ZM229 154H230V152H229ZM256 154V153H255ZM52 155V154H51ZM60 155V154H59ZM104 155V154H103ZM114 155V154H113ZM136 155H137V153H136ZM163 155V156H164ZM173 155V154H172ZM203 155V154H202ZM221 155H223V154H221ZM224 155H225V152H224ZM227 155H228V153H227ZM227 155L226 156H222V157H227ZM91 156H92V154H91ZM95 156V155H94ZM128 156V155H127ZM165 156H167V155H165ZM174 156V155H173ZM178 156V155H177ZM196 156H198V155H196ZM212 156H213V154H212ZM211 156V157H212ZM241 157H244L245 156V154H243V156L242 155H240ZM46 157H48V155L46 156ZM54 157V156H53ZM56 157V156H55ZM100 157H102L101 155H100ZM195 157V156H194ZM193 157V158H194ZM203 157V156H202ZM207 157V156H206ZM219 157V156H218ZM237 156H235V158H236ZM241 157H239L240 158V160H241ZM246 157H248V156H246ZM43 158V157H42ZM91 158V157H90ZM133 158V157H132ZM132 158H130V159H127L128 161H129V165L131 164V162H132ZM177 158V157H176ZM209 158V157H208ZM228 158H230V157H228ZM233 158V157H232ZM231 158V159H232ZM248 158V159H249ZM257 158V159H256ZM65 159V158H64ZM63 159V160H64ZM96 159V158H95ZM94 159V160H95ZM100 159V158H99ZM113 159V158H112ZM123 159V158H122ZM155 159V158H154ZM211 159V158H210ZM215 159V158H214ZM219 159V158H218ZM217 159V160H218ZM220 159H222V158H220ZM225 159V158H224ZM245 159V158H244ZM261 159H263V160H261ZM103 160V159H102ZM143 160V159H142ZM141 160V161H142ZM151 160H153V158H151ZM156 160V159H155ZM165 160V159H164ZM166 160H168V158H166ZM170 160V159H169ZM171 160H173V159H171ZM192 160V159H191ZM198 160V159H197ZM246 160V159H245ZM260 160V161H259ZM91 161V160H90ZM100 161V160H99ZM124 161V160H123ZM220 161V160H219ZM221 161H224L223 159L221 160ZM228 161V160H227ZM232 161V160H231ZM238 160L237 159H235V162H237ZM46 162V161H45ZM44 162V163H45ZM55 162V161H54ZM54 162H52V163H54ZM59 162V161H58ZM89 162V161H88ZM87 162V163H88ZM97 162V161H96ZM96 162H93V163H96ZM117 162V161H116ZM142 162H144V160L142 161ZM167 162V161H166ZM170 162V161H169ZM196 162V161H195ZM206 162V161H205ZM224 162H226V160L224 161ZM223 162V163H224ZM239 162V161H238ZM244 162V161H243ZM264 162V161H263ZM43 163V162H42ZM76 163V162H75ZM103 163V162H102ZM112 163V162H111ZM144 163V165H146ZM154 163V164H153ZM164 163V162H163ZM203 163V162H202ZM207 163V162H206ZM212 163V162H211ZM228 163H230V161L228 162ZM216 164H219V163H216ZM222 164V163H221ZM225 164V163H224ZM239 164H241V163H239ZM244 164V163H243ZM242 164V165H243ZM264 164V163H263ZM44 165V164H43ZM82 165V164H81ZM88 165V164H87ZM86 165V166H87ZM94 165V164H93ZM142 165V164H141ZM162 165V164H161ZM190 165V164H189ZM199 165H200V163H199ZM223 165V164H222ZM230 165H232V163L230 164ZM235 165V164H234ZM246 165V164H245ZM92 166V165H91ZM116 166V165H115ZM143 166V165H142ZM171 166V168H169ZM224 166H226V165H224ZM246 166H248V165H246ZM246 166H243L244 168H246ZM252 166V165H251ZM250 166V167H251ZM261 166V165H260ZM42 167H44V166H42ZM47 167H50V166H48L47 165ZM51 167H53V166H51ZM50 167V168H51ZM74 167V166H73ZM76 167V166H75ZM74 167V168H75ZM101 167V166H100ZM105 167H106V164H104V165H102V167L101 168H96L97 169V171L96 172H100V171H102L103 169H105ZM124 167V166H123ZM167 167V168H166ZM200 167V166H199ZM212 167H214V165L212 166ZM236 167H237V164H236ZM249 167V166H248ZM264 167V165L263 166H261V168H263ZM49 168V169H50ZM142 168V167H141ZM219 168V167H218ZM231 168V167H230ZM234 168V166L232 167V169ZM242 168V167H241ZM256 168H257V171H255L256 170ZM260 167H259V169H261ZM56 169V168H55ZM85 169V168H84ZM88 169V168H87ZM87 169H86V171H87ZM90 169V168H89ZM92 169V168H91ZM100 169V170H99ZM116 169H118V167H116ZM185 169V170H184ZM201 169V168H200ZM222 169V168H221ZM227 169V168H226ZM235 169V168H234ZM264 169V168H263ZM54 170V169H53ZM52 170V171H53ZM75 170H77V169H74V171ZM139 170H141V169H139ZM187 170V171H186ZM199 170V169H198ZM214 170H216L215 168H214ZM220 170V169H219ZM229 170V169H228ZM237 170H238V167H237ZM236 170V171H237ZM72 171H73V169H72ZM71 171V172H72ZM94 171V170H93ZM113 171V170H112ZM185 171L187 172V173H185ZM192 171V170H191ZM200 171H202V170H200ZM211 171H213V170H211ZM222 171V170H221ZM231 171V170H230ZM48 172H50V171H48ZM84 172V171H83ZM138 172V171H137ZM136 172V173H137ZM196 172V171H195ZM209 172V171H208ZM214 172V171H213ZM232 172V171H231ZM244 172V171H243ZM260 172H263V173H259L260 174V176H262V179L264 178L263 176L264 175H262V174H264V170H261ZM73 173V172H72ZM81 173V172H80ZM131 173V172H130ZM134 173V172H133ZM136 173H134V174H136ZM207 173V172H206ZM212 173V172H211ZM215 173V172H214ZM220 173V172H219ZM226 173V171L224 172V174ZM233 174H234V170H233V172H232ZM71 174V173H70ZM92 174V173H91ZM105 174V173H104ZM103 174V175H104ZM110 174V173H109ZM141 174H142V172H141ZM141 174H140V177H141ZM168 176H167V175ZM210 174V173H209ZM218 174V173H217ZM230 174V173H229ZM243 174V173H242ZM254 174V175H253ZM257 174V173H256ZM45 175H47V174H45ZM53 175H55L54 173H53ZM52 175V176H53ZM96 175V174H95ZM162 175V176H161ZM189 175V174H188ZM206 175V174H205ZM42 176H44V175H42ZM68 176H70V175H68ZM82 176V175H81ZM100 176V175H99ZM106 176V175H105ZM143 176V177H144ZM185 176V177H184ZM203 176V175H202ZM214 176V175H213ZM225 176V175H224ZM231 176V175H230ZM238 176H239V174H238ZM240 176H241V173H240ZM47 177V176H46ZM60 177V176H59ZM58 177V178H59ZM85 177V176H84ZM134 177V176H133ZM138 177H139V175H138ZM137 177V178H138ZM205 177V176H204ZM211 177V176H210ZM218 177V176H217ZM229 177V176H228ZM232 177V176H231ZM230 177V178H231ZM237 177V176H236ZM51 178V177H50ZM69 178V177H68ZM107 178V176L105 177V179ZM132 178V177H131ZM142 178V177H141ZM169 178V179H170ZM185 178V179H184ZM195 178V177H194ZM203 178V177H202ZM221 178V177H220ZM219 178V179H220ZM240 178V177H239ZM245 178V177H244ZM83 179V178H82ZM81 179V180H82ZM139 179V178H138ZM190 179V178H189ZM215 179H216V177H215ZM218 179V178H217ZM217 179L215 180V181H217ZM42 180H44V178L42 179ZM56 180V179H55ZM58 180H61V179H58ZM80 180V179H79ZM87 180V179H86ZM90 180V179H89ZM97 180V179H96ZM103 180V179H102ZM132 180V179H131ZM153 181H154V178L152 179ZM191 180V179H190ZM204 180V179H203ZM209 180V179H208ZM245 180V179H244ZM247 180V181H248ZM50 181H52L51 179H50ZM107 181V180H106ZM127 181V180H126ZM134 181H136V180H134ZM140 181H142L141 179H140ZM144 181H145V179H144ZM195 181V180H194ZM215 181L214 180H212V181H210V182H214L215 183ZM221 181V180H220ZM219 181V182H220ZM238 181V180H237ZM242 181V180H241ZM246 181V180H245ZM248 181V182H249ZM259 181V180H258ZM48 183H50L49 181H47ZM58 182V181H57ZM66 182V181H65ZM64 182V184H66ZM249 182V183H250ZM52 183V182H51ZM56 183V182H55ZM124 184H125V182H123ZM147 183V182H146ZM185 183V184H184ZM221 183H223V179H222V182ZM244 184H245V182H243ZM247 183V182H246ZM258 183V182H257ZM59 184V183H58ZM138 184H142V183H138ZM152 184V183H151ZM158 184H157V186H158ZM168 184H166L167 186H168ZM175 184H177L176 186H175ZM184 184V185H183ZM195 184V183H194ZM213 184V183H212ZM248 184V183H247ZM246 184V185H247ZM255 184H256V182H255ZM42 185H44V184H42ZM47 185V184H46ZM53 185V184H52ZM68 185V184H67ZM83 183L81 184H78L77 185V183L75 184V186H74V188H72V190L73 191H79V193H82L81 191L84 189V187H83ZM137 185V184H136ZM180 185H183L184 187H179ZM191 185V184H190ZM202 185H203V183H202ZM223 185V184H222ZM251 184H250V188H251V186H252ZM259 185V184H258ZM263 185H264V179H263ZM73 186V185H72ZM150 186V185H149ZM152 186V185H151ZM150 186V187H151ZM155 186V185H154ZM167 186L165 187V188H167ZM207 186V185H206ZM212 186V185H211ZM227 186V185H226ZM230 186V185H229ZM239 186V185H238ZM252 186V188L251 189H253L254 187ZM255 186H257V185H255ZM46 187V186H45ZM54 187H55V185H54ZM103 187V186H102ZM162 187H164V185L162 186ZM162 187H160V188H162ZM249 186H247V187H245L246 189H249L250 190V188H248ZM57 188V187H56ZM56 188H53V189H56ZM69 188V187H68ZM98 188V187H97ZM154 187H152V189H153ZM164 188V189H165ZM171 188H170V190H171ZM194 188H196V187H194ZM193 188V189H194ZM198 188V187H197ZM196 188V189H197ZM216 188H218V185L216 186ZM221 188H222V186H221ZM225 188H227V187H225ZM48 189V188H47ZM98 189H100V188H98ZM103 189V188H102ZM140 189V190H139ZM151 189V188H150ZM189 189V190H190ZM203 189V188H202ZM218 189H220V188H218ZM237 189V188H236ZM46 190V189H45ZM49 190V189H48ZM62 190H63V188H62ZM70 190V189H69ZM86 190H87V188H86ZM143 190V191H142ZM161 190H163V189H161ZM160 190V191H161ZM166 191H167V189H165ZM170 190H169V192H170ZM201 190V189H200ZM204 190V189H203ZM212 190V189H211ZM217 190V189H216ZM215 190V192H217ZM221 190V189H220ZM254 190H255V188H254ZM43 191H44V189H43ZM68 191V190H67ZM150 191V190H149ZM193 191V190H192ZM246 191H248V190H246ZM252 191V190H251ZM250 191V192H251ZM258 191V190H257ZM53 192V191H52ZM84 192V191H83ZM162 192V191H161ZM203 193L205 192L206 193V191L204 190V191H202ZM222 192V191H221ZM242 192V191H241ZM244 192V191H243ZM243 192L242 193H240V194H243ZM253 192V191H252ZM251 192V193H252ZM255 192V191H254ZM55 193V192H54ZM76 193H78V192H76ZM78 193V194H79ZM98 193V192H97ZM100 193H102V192H100ZM153 193V192H152ZM151 193V194H152ZM172 193H174V192H172ZM200 193V192H199ZM199 193H198V195H199ZM204 193V194H205ZM234 193V192H233ZM65 194L67 195V194H69V193H67V192H65ZM71 194V193H70ZM72 194L74 195V192H72ZM151 194H149V195H151ZM202 194V193H201ZM210 194V193H209ZM211 194H213L212 192H211ZM216 194V193H215ZM231 194H232V192H231ZM248 194H250V193H248ZM46 195V194H45ZM83 195H85V197L83 196ZM154 195V194H153ZM167 195V194H166ZM171 197L173 196V195H171V194H169ZM197 195V196H198ZM50 196V195H49ZM48 196V197H49ZM101 196H103V195H101ZM100 196V197H101ZM178 196V197H177ZM209 196V195H208ZM218 196V195H217ZM220 196V195H219ZM52 197V196H51ZM82 197V198H81ZM84 197V198H83ZM160 197V196H159ZM201 197V196H200ZM233 197V196H232ZM91 198V199H90ZM164 198H165V196H164ZM172 198H174V196L172 197ZM191 198H192V196H191ZM197 198V197H196ZM195 197H194V199H196ZM215 198H217V197H215ZM240 198H241V196H240ZM245 198V197H244ZM46 199H48V198H46ZM112 199H114V201L112 200ZM162 199V198H161ZM190 199V198H189ZM200 198H198V200H199ZM208 199V198H207ZM242 199V198H241ZM176 200H175V202H176ZM213 200V199H212ZM244 200V199H243ZM261 200H262V198H261ZM78 203H77V202ZM106 201V200H105ZM148 201H150V203L148 204V206H147V202ZM166 201H167V203H166ZM169 201H171V198H169V197H166L165 198V202L163 203V204H168L169 203ZM173 201V200H172ZM197 201V200H196ZM208 202H209V199L207 200ZM222 201V200H221ZM231 201V200H230ZM233 201H234V199H233ZM232 201V202H233ZM236 201V202H235ZM234 202L235 203H237V207L239 206V200L238 199H236ZM264 200H262V203H263V205H264V202H263ZM80 202V203H79ZM96 202V201H95ZM101 202V201H100ZM179 202V203H178ZM191 202H192V200H191ZM190 202V203H191ZM199 203H202V202H206L205 201V199H201V200H199L198 201ZM225 202V201H224ZM250 202V201H249ZM254 202V201H253ZM43 203V202H42ZM102 203V202H101ZM157 203H159L160 205H158ZM171 203V202H170ZM239 203V204H238ZM261 203V202H260ZM76 204H78V205H76ZM146 204V205H145ZM172 204V203H171ZM174 204V203H173ZM221 204V203H220ZM225 204V203H224ZM232 204V203H231ZM259 204V203H258ZM62 205V208H63V210L61 209V206ZM70 205H71V207H70ZM94 205V204H93ZM96 205V204H95ZM176 205V204H175ZM212 205V204H211ZM210 204H206V206L204 205V208L201 210L200 208L195 212V219L197 218V221L198 222H196L195 223V226L194 227H192V228H197V227H199V229H200V233H201V236L203 237V239H202V237L200 238V241H196L195 240V244L194 245H196V242H197V247H196V249H198L197 251H196V253L198 252L199 254H200V252H202L203 250L199 247V246H202L203 244H205L206 245V247L208 246H210V247H216L218 250H220L221 248H222V246L221 245H223V242H225L226 240H224V239H227L228 238V240L230 239V237H233V234H231V231L232 230H230L229 231V229H231V228H234V226H232L231 227V222H229L230 220L232 221V223L234 224V222H233V220H235V218L233 219V218H231L232 217V213L230 214V220H229V217L227 216V217H225V214H222L223 212L221 211V213L219 212V210H217L219 207H216L215 205L216 204H213L212 206H211ZM235 205V204H234ZM262 205V204H261ZM83 206H85L83 209H80V208H82ZM91 206V207H90ZM160 206V207H159ZM228 206V205H227ZM232 206V205H231ZM236 206V205H235ZM246 206V205H245ZM96 207V206H95ZM226 207V206H225ZM233 207V206H232ZM237 207H235V208H233V210L234 209H236ZM249 207V206H248ZM258 207V206H257ZM264 207V206H263ZM262 207V208H263ZM173 208V209H172ZM227 208V207H226ZM231 208V207H230ZM239 208H240V206H239ZM42 209V210H43ZM189 209V210H188ZM222 209V208H221ZM229 209V208H228ZM252 209H254L253 207H252ZM252 209H251V213L253 214V212H255L256 210H258L257 208H256V210L254 211L253 210V212H252ZM164 209L162 208V211H163ZM165 210V211H166ZM237 210H241V209H238L237 208ZM160 211V212H159ZM168 211V210H167ZM230 211H232V209H230ZM244 211H246V210H244ZM100 212V211H99ZM169 212V211H168ZM167 212V213H168ZM219 212V213H218ZM238 212V211H237ZM236 212V213H237ZM260 212V211H259ZM93 213V212H92ZM95 213H97V212H95ZM189 213V214H188ZM229 213L230 212H228V215H229ZM241 213V212H240ZM239 213V215L236 217V220H237V223H235V224H239V225H236L237 227H238V229H237V227H236V230L238 231V230H241V228L240 227H244V223L246 222V221H248V224L247 223H245V227H244V229H242V231H239V235L240 236H238L239 238H236V239H238V241L237 242H235V246H236V244L238 243V245L240 244V246H241V242L242 241H244V243H245V241H246V239H249L250 237L249 236H251V235H253L252 233H250V232H252L253 230H255V229H251L252 227H251V225H250V221H252V223L254 222L253 221V217H252V214L248 211L247 213V215L243 218L242 216H244L243 215V213L242 214H240ZM164 213L162 212V215H163ZM171 214V213H170ZM235 214V213H234ZM234 214H233V216H234ZM258 214H260V213H257V214H253V216L255 215H258ZM171 215V216H172ZM189 215V216H188ZM261 215V214H260ZM262 215H264V213L262 214ZM76 216H80L81 218H79L80 219V221H78V220H76ZM165 216V215H164ZM167 216V215H166ZM191 216V217H190ZM236 216V215H235ZM234 216V217H235ZM95 217H96V215H95ZM169 217V215L166 217V219ZM189 217V218H188ZM238 217H241V218H238ZM259 217V216H258ZM164 219H165V217H163ZM194 218L192 217V220H194ZM225 218V219H224ZM242 218L245 220V222H244V220H242ZM53 219V220H52ZM169 219V218H168ZM233 219V220H232ZM239 219V220H238ZM247 219V220H246ZM252 219V220H251ZM256 219H258L257 217H256ZM255 219V220H256ZM91 220H92V223H91ZM95 220H96V218H95ZM170 220H171V217H170ZM207 220H208V222H209V220H213L212 222H209V224L210 223H212L211 225H208L209 226V229H208V227H206L207 229V231L208 232H206L205 230H204V227H203V229H202V227L201 226H204V224L207 222ZM227 220V221H226ZM229 220V221H228ZM162 221H164V220H162ZM223 221L224 222H227V225L228 224H230L229 226L231 227H228L227 226V228H229V229H226L225 227V229H223ZM242 221H243V223H242ZM261 221V218L259 219V221H258V223ZM191 222V221H190ZM242 223V225H241V223ZM250 222V223H249ZM166 223V222H165ZM164 223V224H165ZM167 223H168V221H167ZM192 223H194L193 221H192ZM191 223V224H192ZM261 223V222H260ZM264 223V222H263ZM94 225V227H96L97 228V230H95L93 233H92V231H89V228L90 227H92L93 225ZM225 225H226V223H224ZM234 224V225H235ZM197 225V226H196ZM199 225V226H198ZM206 225V224H205ZM247 225V226H246ZM240 226V227H239ZM249 226H250V228H249ZM254 226V225H253ZM264 226V225H263ZM255 227V226H254ZM246 228H247V230H246ZM249 228V229H248ZM263 228V227H262ZM93 229V228H92ZM173 229V228H172ZM176 228H174V230H175ZM191 229V228H190ZM90 230H91V228H90ZM171 230V229H170ZM194 230V229H193ZM198 232H199V230H198V228L196 229ZM196 230L194 231V232H196ZM203 230L206 232H203ZM228 230V231H227ZM244 230V231H243ZM263 230V229H262ZM261 230V231H262ZM73 231V232H72ZM173 231V230H172ZM171 231V232H172ZM246 231V232H245ZM248 231H250V232H248ZM258 231V230H257ZM256 231V232H257ZM260 231V232H261ZM69 232H72V234L73 235H71V238H69L70 237V235H69ZM171 232L169 233V234H171ZM197 232V233H198ZM248 232V233H247ZM254 232V231H253ZM259 232V233H260ZM90 233H92V236H90ZM163 233V232H162ZM238 233V232H237ZM247 233V234H246ZM22 234V233H21ZM24 234V233H23ZM166 234H168V233H166ZM235 234V233H234ZM251 234V235H250ZM264 234V233H263ZM247 235H249V236H247ZM259 235V234H258ZM262 235V234H261ZM260 235V236H261ZM20 236V235H19ZM39 236V235H38ZM85 236H86V238H85ZM199 236V235H198ZM255 236V235H254ZM254 236H251L252 237V239H253V237ZM91 237H96V241H95V243L92 241V239H91ZM246 237H248V238H246ZM36 238V237H35ZM199 238V237H198ZM260 238V237H259ZM258 238V239H259ZM38 239V238H37ZM36 239V240H37ZM39 239H41V238H39ZM188 239H189V241H188ZM232 239H234V237L232 238ZM35 240V239H34ZM35 240V241H36ZM63 240V241H62ZM221 240H223V241H221ZM231 240V239H230ZM38 241V240H37ZM248 241V240H247ZM254 241V240H253ZM257 241V240H256ZM262 241H264V239L262 238ZM165 242V241H164ZM187 242H189V243H187ZM227 242V241H226ZM35 243V242H34ZM38 243V242H37ZM220 243H222V244H220ZM259 243V242H258ZM258 243L256 244V247L257 246H259L258 245ZM29 244V243H28ZM168 244V245H167ZM192 244H193V242H192ZM225 244V243H224ZM229 244H230V242H229ZM245 244H246V246H245ZM245 244H243L244 246H245V248H244V251H245V249H247L248 248V246H247V243H245ZM264 244V243H263ZM263 244H261V247H262V245ZM25 245V244H24ZM31 246V245H30ZM96 246H98L97 248H95ZM224 246V245H223ZM27 247V246H26ZM32 247V246H31ZM40 247V246H39ZM194 247L195 246H193L192 247V249H191V251L194 249ZM225 247H226V245H225ZM232 247V246H231ZM238 247V246H237ZM247 247V248H246ZM254 247V246H253ZM264 247V246H263ZM24 248V247H23ZM236 248V247H235ZM3 249V248H2ZM29 249V248H28ZM196 249H194V255H196L195 254V250ZM200 249L202 250V251H200ZM205 249V248H204ZM227 249V250H226ZM225 249V251L226 252H228V253H230L231 254V252L232 251H234L235 249L232 247V249H234V250H232L231 248H226ZM237 249V248H236ZM250 249V248H249ZM253 249V248H252ZM251 249V250H252ZM255 249V248H254ZM165 250L166 251H170L171 253H175V254H171L170 255V253L169 254H167V252H165ZM213 250V249H212ZM223 250V249H222ZM240 250H241V248H240ZM243 250V249H242ZM264 250V249H263ZM175 251V252H174ZM208 251L209 252H211V248L209 249V248H207V252L206 253H204V255L203 256H205V255H209V254H207L208 253ZM237 251V250H236ZM235 251V252H236ZM239 251V250H238ZM247 251H248V249H247ZM247 251L245 252V254H247ZM254 251H256V250H254ZM21 252V251H20ZM28 252V251H27ZM203 252H205V251H203ZM203 252H202V254H203ZM216 252V251H215ZM214 252V253H215ZM222 252V251H221ZM241 252V251H240ZM260 252H261V250H260ZM193 253H192V256H193ZM225 253V252H224ZM237 253V252H236ZM249 253V252H248ZM235 255V253H233L232 252V255ZM244 253H241V254H239V256H241V259L240 258H238V259H236L237 258V256H236V258H235V260H238L239 261V259L241 260V262H242V258H243V255ZM245 254H244V257H245ZM251 254V253H250ZM218 255V254H217ZM229 255V254H228ZM236 255H238V254H236ZM24 256V255H23ZM196 256H199V255H196ZM210 256L212 257V254H210ZM220 256V255H219ZM254 256V255H253ZM0 257H2V256H0ZM25 257V256H24ZM167 259H166V258ZM263 257H264V255H263ZM194 258V257H193ZM192 258V259H193ZM224 258V257H223ZM229 258V257H228ZM231 259L233 258V257H230ZM249 258H251V256L249 257ZM248 258V259H249ZM191 259V260H192ZM196 259H198L199 260V258L198 257H196ZM203 259H207V256L204 258L203 257ZM203 259H201V260H203ZM210 259V257L208 258V260ZM227 259V258H226ZM245 259V258H244ZM243 259V260H244ZM253 259H254V257H253ZM145 260H146V262H145ZM201 260H200V262H201ZM205 260H203V261H205ZM208 260H207V263H208ZM228 260V259H227ZM237 261V262H238ZM246 261V260H245ZM245 261H243V262H245ZM199 262V261H198ZM213 262H215V260L213 261ZM223 263L225 262L224 260L222 261ZM230 262V261H229ZM249 262V261H248ZM247 262V263H248ZM253 262V261H252ZM167 263H165V264H167ZM206 263V264H207ZM210 263H211V261H210ZM219 263V262H218ZM246 263V264H247ZM198 264V263H197ZM212 264V263H211ZM216 264V263H215ZM220 264H222L221 262H220ZM238 264H239V262H238ZM242 264V263H241ZM249 264V263H248ZM258 264H260L259 262H258Z\"/></svg>","mask_w":264,"mask_h":264}]
</instances>
